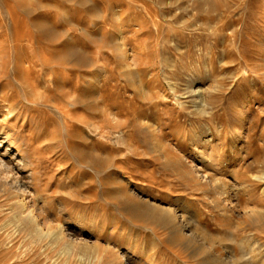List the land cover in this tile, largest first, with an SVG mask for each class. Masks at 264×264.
Returning a JSON list of instances; mask_svg holds the SVG:
<instances>
[{
	"label": "rangeland",
	"instance_id": "1",
	"mask_svg": "<svg viewBox=\"0 0 264 264\" xmlns=\"http://www.w3.org/2000/svg\"><path fill=\"white\" fill-rule=\"evenodd\" d=\"M263 73L264 0H0V129L68 233L0 190V264H264Z\"/></svg>",
	"mask_w": 264,
	"mask_h": 264
},
{
	"label": "bare ground",
	"instance_id": "2",
	"mask_svg": "<svg viewBox=\"0 0 264 264\" xmlns=\"http://www.w3.org/2000/svg\"><path fill=\"white\" fill-rule=\"evenodd\" d=\"M222 14L223 13H221V16L220 14H217L214 18V21L206 23L205 29L213 31L214 34H219L224 28H226V26L230 24V20L226 21L225 16L222 17ZM179 17V27L189 30L196 28V24L194 22L185 20L181 13L179 14ZM201 25H203V23ZM77 63L78 61L76 62V64ZM258 64L260 65L261 63ZM259 72H261V68L258 69V74ZM185 92H187L189 96L193 95L191 101L193 102L194 106L203 108L202 106L205 105V100L203 96L198 93L197 89H194L192 88V86H190V88H188V90ZM4 107L7 111L6 114H10L14 110V107H12V105H4ZM194 170L195 173L194 171L193 173L197 178L201 177V179H205L204 174H201L199 170H196V168H194ZM0 190L6 192L10 196V198L13 199L9 203V209L10 211L14 212V222H17V224L13 225L16 228L12 230V232L18 229L19 224H31L32 229L29 231V234L30 237H32V241H39L41 238L46 236L52 237L53 240L62 239L63 237L67 236L68 233L66 232L64 225L60 221L57 222L54 228L51 230H44V228L39 225L38 212L41 208L38 206L37 200L41 197V194L38 191L37 175L33 170V166L28 157L23 153L21 146L13 137V132L10 130V128L3 131L0 129ZM132 205L136 207L135 209L139 210L140 206H138V203L136 205ZM146 205L149 208L145 207V212L150 211V213H152L153 209L157 208L160 212H163L164 215L161 216H163V219L165 220L167 226L172 227L175 232L179 234L186 233L184 232V229L187 230V223L183 224L184 222L182 221V219H179L180 217L173 210L164 206H157L150 203H147ZM60 209L62 208L60 207ZM7 224L8 223H5L3 224V226H6ZM188 230H190L189 227ZM11 234L12 233H9L8 231L5 235L6 237H9ZM68 238L70 239L71 235ZM2 240L0 243H2ZM8 247L9 246H6L5 248Z\"/></svg>",
	"mask_w": 264,
	"mask_h": 264
}]
</instances>
